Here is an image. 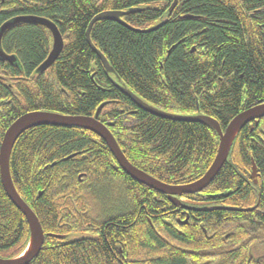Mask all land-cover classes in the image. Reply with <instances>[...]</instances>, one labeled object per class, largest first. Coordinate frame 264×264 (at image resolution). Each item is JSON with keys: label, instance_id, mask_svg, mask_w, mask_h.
Instances as JSON below:
<instances>
[{"label": "trees", "instance_id": "obj_1", "mask_svg": "<svg viewBox=\"0 0 264 264\" xmlns=\"http://www.w3.org/2000/svg\"><path fill=\"white\" fill-rule=\"evenodd\" d=\"M172 2L0 0V26L17 16L41 17L63 39L56 61L35 75L51 49L50 32L21 23L4 34L2 49L17 56L22 70L0 62V143L9 125L28 112L93 116L107 102L98 120L111 125L130 164L169 185L201 178L217 153V134L138 109L110 79L163 112L206 115L224 131L237 114L264 102V0H178L169 13ZM133 8L139 11L121 19L142 32L113 21L91 28L92 44L114 71L108 76L86 41L87 27L99 13ZM252 163L260 188L250 178ZM9 170L18 195L48 232L80 233L96 204L113 206L111 247L116 239L126 244V264H264V118L238 133L204 191L209 201L232 210L199 211L200 220L185 227L165 215L171 206L165 197L130 179L105 142L80 128L25 131L12 148ZM258 193L255 210L233 209L256 205ZM28 238L26 220L0 181L1 257L20 255ZM108 248L100 240L46 237L30 264H115L117 250Z\"/></svg>", "mask_w": 264, "mask_h": 264}, {"label": "water", "instance_id": "obj_2", "mask_svg": "<svg viewBox=\"0 0 264 264\" xmlns=\"http://www.w3.org/2000/svg\"><path fill=\"white\" fill-rule=\"evenodd\" d=\"M178 0H173L171 6L168 9V12L171 13L177 5ZM139 9L133 8L125 12L120 11H106L96 15L91 22L89 23L86 30V41L90 49L95 53V55L100 60L101 64L104 67L106 75H114L112 67L109 65L108 61L104 55L97 50L90 40V31L92 26L99 21H113L116 22L130 30L136 32V29L128 26L121 17L128 15L134 12H138ZM189 18V17H187ZM21 23H31L37 24L45 27L51 34L52 44L51 49L46 57V59L35 69L34 74L40 75L44 73L52 64L56 61L63 49V39L59 33L55 24L51 21L36 17V16H17L11 19H8L0 26V62L8 63L12 67L22 70L21 64L14 54H7L2 49V38L6 31L17 24ZM158 26L145 30L144 32H149L156 29ZM115 88H117L124 96H126L135 106L151 115L178 122H192L199 123L210 129H212L218 136L219 144L217 153L214 157L212 164L206 173L197 181L181 186H170L165 183L160 182L159 180L153 178L149 174L139 170L134 167L123 155L120 150L116 140L109 131L111 125L102 124L99 120V114L102 108L107 104L102 103L95 111L93 116H69L62 115L58 113L51 112H28L23 114L15 121H13L9 127L5 130L2 140L0 143V181L3 187V190L7 198L15 206V208L24 216L29 226V241L25 251L22 255L14 257L11 259H2L0 258V264H29L33 259L39 254L43 241L44 235L41 229V226L38 222L33 211L29 206L22 200L18 195L11 179L10 170H9V159L12 148L17 141V139L27 130L39 127V126H52V127H61V128H80L82 130L91 132L97 137L102 139L106 146L108 147L110 153L114 157L116 163L122 169V171L133 181L146 186L147 188L154 190L158 193L168 195V196H181L182 194H193L200 192L205 189L210 183L214 180L218 172L221 170L225 164L230 148L238 135V133L247 125L251 123H258L259 120L264 118V102H259V104L252 106L231 119L224 131L221 130L218 122L213 118L197 114L192 116H182L170 114L163 112L148 103L144 102L141 98L133 94L130 90L124 88L123 86L115 83L110 79ZM73 157L72 155L69 157ZM251 179L256 182V167L252 163L251 167Z\"/></svg>", "mask_w": 264, "mask_h": 264}, {"label": "flooded vegetation", "instance_id": "obj_3", "mask_svg": "<svg viewBox=\"0 0 264 264\" xmlns=\"http://www.w3.org/2000/svg\"><path fill=\"white\" fill-rule=\"evenodd\" d=\"M3 2H5V0H1V3H3ZM250 178H251V174H250ZM78 179H79V181H81L80 175H79ZM197 180H195V181H197ZM195 181H193V182H195ZM251 181L257 188H260L257 176H256V182L253 181L252 179H251ZM193 182H190V183H193ZM190 183H188V184H190ZM167 185H169V184H167ZM184 185H187V184H184ZM170 186H181V185H170ZM208 186L205 189L201 190L200 192H196L193 194H182L181 196H168V195H164V194L159 193L160 196L165 197V200L171 204V206H169V209H170L169 212L165 215L168 218L174 217L175 222L179 227H185L190 223L191 219L192 220H200V218L197 217V215H195L199 211H204L206 209L232 210L231 207H233V206H229V205L224 206L221 204H216L213 201L212 202L209 201L208 199H210L211 195L209 193L204 192L208 188ZM120 190L122 191L123 189L121 187H118V191H120ZM259 199H260V193H258L256 205L248 207V208L234 207L233 209H235L237 212H241V213L251 212L257 208V206L259 204ZM160 200L163 201L164 199L160 198ZM127 204L129 205L128 201H127ZM117 205H118V203L115 206H117ZM143 206H144V209L146 210L145 205H143ZM29 208L33 211V209L30 206H29ZM228 208H230V209H228ZM113 209H115L113 206H112V208L107 207L106 209H103L100 207L99 204H96L93 208V210L95 212L93 211L92 220L86 225V229L84 231H81L80 233H65V234H59L60 230L58 231V233L46 231L43 228V226L41 225L40 220L37 218L34 211H33V213L35 214V216L38 219V222L41 226V229H42V232L44 235V241H45L46 237L56 238L59 240L68 239L69 235H71V234L79 235V237L75 238L74 240L84 239V238H88L89 240L95 241V242H98L100 240L102 243H104L105 245H107L109 247L108 249L113 254L115 253L113 251V249L116 248L117 256H115V257L117 260H116L115 264H124V263L126 264L127 260H128L127 257L129 256L128 251L127 250L124 251V247L126 244L122 245V244H120V242H122V241H120V239H116V241H114V245L111 247V241L113 238H115V235H116V234H114V231H113L112 225H111L113 223V220H114L113 214L111 212ZM164 212H165V209H160V212H159L160 216H164L163 215ZM154 213L156 214V211H154ZM195 217H197V218H195ZM60 221L61 220H59V223H60ZM26 224H27V221H26ZM64 224H65V222H63L61 224V226H64ZM27 228H28V232H29L28 224H27ZM29 236H30V232H29ZM28 241H29V238H28ZM44 241H43V243H44ZM116 242H118V243H116ZM42 246H43V244H42ZM41 249H42V247H41ZM0 258L6 259L4 257H1V255H0ZM249 258H252V257L249 255Z\"/></svg>", "mask_w": 264, "mask_h": 264}, {"label": "rangeland", "instance_id": "obj_4", "mask_svg": "<svg viewBox=\"0 0 264 264\" xmlns=\"http://www.w3.org/2000/svg\"><path fill=\"white\" fill-rule=\"evenodd\" d=\"M113 190V188H111V191ZM116 190V189H115ZM110 191V192H111ZM117 191V190H116ZM115 199L113 198L111 201H114ZM77 237H79V235H76V234H71V235H69V237H68V239L69 240H73V239H75V238H77Z\"/></svg>", "mask_w": 264, "mask_h": 264}]
</instances>
